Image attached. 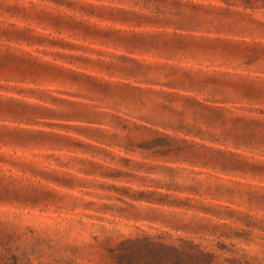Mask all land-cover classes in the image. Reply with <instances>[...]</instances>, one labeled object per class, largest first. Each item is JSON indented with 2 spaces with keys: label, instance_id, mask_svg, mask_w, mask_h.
I'll list each match as a JSON object with an SVG mask.
<instances>
[{
  "label": "rangeland",
  "instance_id": "obj_1",
  "mask_svg": "<svg viewBox=\"0 0 264 264\" xmlns=\"http://www.w3.org/2000/svg\"><path fill=\"white\" fill-rule=\"evenodd\" d=\"M0 264H264V0H0Z\"/></svg>",
  "mask_w": 264,
  "mask_h": 264
}]
</instances>
